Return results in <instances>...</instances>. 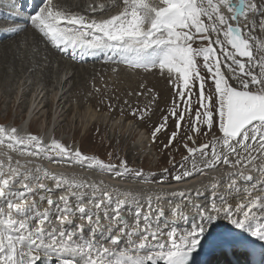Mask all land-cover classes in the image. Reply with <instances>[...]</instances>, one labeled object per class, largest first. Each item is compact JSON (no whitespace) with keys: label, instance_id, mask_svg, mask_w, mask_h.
Segmentation results:
<instances>
[{"label":"snow or ice","instance_id":"1","mask_svg":"<svg viewBox=\"0 0 264 264\" xmlns=\"http://www.w3.org/2000/svg\"><path fill=\"white\" fill-rule=\"evenodd\" d=\"M10 7L19 11L14 27L0 28V50L23 36L73 61L102 54L117 65L113 73L122 64L166 78L163 107L144 84L115 100L141 122L159 110L150 127L153 143L166 137L172 170L163 171L177 184L195 183L142 196L57 173L36 161L151 182L125 158L112 163V152L106 162L55 135L0 123V264H231L238 252L245 264H264V40L255 35L264 34V0ZM181 148L178 162L170 150ZM217 169L221 176L197 180Z\"/></svg>","mask_w":264,"mask_h":264},{"label":"rangeland","instance_id":"2","mask_svg":"<svg viewBox=\"0 0 264 264\" xmlns=\"http://www.w3.org/2000/svg\"><path fill=\"white\" fill-rule=\"evenodd\" d=\"M259 35L261 34L259 33ZM262 40H264V36ZM21 46L23 47L21 48ZM21 46L15 47L12 52L0 50V123L11 126L19 124L20 119L24 120L26 106L37 98L35 106L37 105L38 110L36 112L38 113L32 115L26 131L41 135L44 131L45 133L52 131V135H55L62 142L75 144L84 153L95 154L106 162H108L107 154L112 152L114 154V158L111 160L112 163L118 162L115 157L127 159L131 167L143 170L144 176L151 180L149 184L155 181L160 182L161 178L166 182L172 181L169 174L163 171L164 168L172 170V166L168 163L169 152L164 151L161 144V141L166 142V137L161 135L155 143L151 140L150 125L158 122L159 110H156L150 121L141 122L129 115L127 110L121 113L120 105L115 100L117 95L123 99L128 91L139 90V86L144 84L160 94V107H163L171 92L166 78L161 77L158 71L146 73L139 70L133 72L122 66V64L116 74L112 72V68L117 67V65H109L108 61L105 62V60L92 61L91 64H87V62L79 64V66L89 65V68H93L92 65L96 64L95 69L99 68L97 71H101L100 68L108 69V74L100 75L98 80V74L100 73L98 72L97 75L89 74L85 72L86 67L85 69L79 68L80 71L73 74L74 69H67V64L62 63L60 66V59L58 58L57 61L53 59V56L60 54L49 50L43 43L30 44L28 42L27 44L22 43ZM253 50L259 57L261 53L256 50L255 46ZM47 55L52 56V59ZM52 61L54 62L52 63ZM67 71L71 73L68 80L73 79L74 91L66 89V93L60 94L58 100H56L53 93L57 94L58 74L60 76V74L62 75L63 72ZM65 75L69 76L66 73ZM48 82H55V84L51 85ZM61 83L59 87L64 86L67 81L65 83L61 81ZM97 87L100 89L99 93L95 91ZM67 96H72L71 99H73L68 104L65 99ZM108 98H112V103L115 105L112 110L108 108ZM17 99L19 104L15 105ZM84 99L87 103H84L81 107ZM140 99L143 102L145 98L141 97ZM94 103L98 106L93 105ZM53 111H56V113L53 114L54 119L52 121L53 116L50 117V115ZM89 111L95 112V118L88 119ZM12 122L14 125H12ZM139 132L145 135V142L141 146L136 141ZM208 139L209 137H201L200 142H206ZM170 152L179 162L184 150L181 148L177 152L172 149ZM13 155L14 158H18L16 154ZM36 162L39 163L40 161ZM125 178L132 179L137 183L143 182L134 175Z\"/></svg>","mask_w":264,"mask_h":264},{"label":"bare ground","instance_id":"3","mask_svg":"<svg viewBox=\"0 0 264 264\" xmlns=\"http://www.w3.org/2000/svg\"><path fill=\"white\" fill-rule=\"evenodd\" d=\"M84 2H85V4H89V3H92L93 2V0H84ZM103 3L104 4H108L109 3V0H103ZM82 7V6H81ZM83 8H85V7H83ZM16 9H13V8H11V7H9V9H8V11H7V13H6V15L4 16V21H3V23H7V27L8 28H11V27H14L15 26V22L14 21H12V14H13V12L15 11ZM107 13H105V15H106ZM261 35H259V32L257 31L256 33H255V35H257V36H259L261 39H262V37L264 36V34H262V33H260ZM28 42H30V44L32 43V41H31V39H29V41ZM17 43V44H16ZM15 43V45H13V44H11V46L10 47H8L6 50H3V52H12V50H14L15 49V47H20L21 46V44L23 43H25L24 42V37L23 36H21L20 37V39L18 40V42H16ZM13 45V46H12ZM23 46H21V48H22ZM49 50H51V49H49ZM54 51V50H53ZM55 52V51H54ZM57 53V52H56ZM53 55H55V53H53ZM47 57H51V59H52V56H50V55H47ZM58 58L60 59V61H61V63H60V66H61V64L62 63H65V64H67L68 65V68L67 69H70V70H72V68L74 69L73 70V74L75 73V72H78V71H80V69H82V68H84L85 69V67H86V71L85 72H87V73H89V74H98V72L100 73V74H98V80H99V76L100 75H104V74H108V69H106V68H100V70L101 71H97L99 68H97V70L95 69L96 68V66L95 65H92V66H94L93 68H89L90 66L89 65H85V66H83V65H80L79 66V64H83V62H87V64H91V63H93L92 61H94V62H96L97 60L99 61H104L105 59H104V56L102 55V54H98L97 56H95V57H91L90 59H86V58H83V59H80V58H77V60H75V64L73 65V63H74V61L73 60H71L70 59V57L68 56V55H62L61 56V54L60 55H55V56H53V59L55 60V61H57L58 60ZM16 59V58H15ZM47 62H48V58H47ZM54 61H52V63H53ZM105 62H106V60H105ZM109 65H112L113 63H111L110 61H108L107 62ZM107 63H106V65H107ZM100 64H101V62H100ZM105 64V63H104ZM49 65H50V63H49ZM64 65V64H63ZM46 66V65H45ZM65 66V65H64ZM99 66V65H98ZM122 66H124V65H122ZM100 67H101V65H100ZM63 68H65V67H63ZM80 68V69H79ZM56 69H58V68H56ZM59 69H60V67H59ZM105 69H106V71H105ZM61 70V69H60ZM63 71V70H62ZM49 72V71H48ZM84 72V73H85ZM65 73L66 74H69V76H67V75H65ZM78 74V73H77ZM117 74V73H116ZM133 74H136V73H133ZM64 75V76H63ZM70 75H71V73H70V71H67V72H63L62 73V75L60 74V76H59V74H58V83L56 82V88H57V94L55 95V93H53V97H54V99H56V97L58 98V96L60 95V94H62L63 92L64 93H66L65 92V90L66 89H68L69 91H74V84H73V79H70V80H68L69 79V77H70ZM113 75V74H112ZM125 75V74H124ZM128 75V74H127ZM74 76V75H73ZM92 76V75H91ZM129 76V75H128ZM56 77H57V75H56ZM45 78H46V76H45ZM65 80V81H64ZM150 80V79H149ZM47 81V80H46ZM61 81L62 82H66L67 81V83L64 85V86H62V87H59V84H62L61 83ZM95 81V80H94ZM138 81V80H137ZM109 82V81H108ZM48 83H50L51 85H53V84H55V82H48ZM45 84V83H44ZM130 86V85H129ZM98 88V87H97ZM73 96V95H72ZM72 96H70V97H66L65 99H66V103L68 104V103H70V101H73V99H71L72 98ZM92 99V98H91ZM18 99L16 100V102H15V105L17 104H19L18 103ZM35 101V100H34ZM84 103H87L86 101H85V99L83 100V102H82V105H81V107L83 106V104ZM79 104H80V101H79ZM70 106L72 105V104H69ZM93 105H95V106H98L97 104H93ZM69 106V107H70ZM26 108L27 109H25V114H24V116H23V119L24 120H22V119H20V123L19 124H16V126H20V128H21V130H26L27 128H28V126H29V123H30V121H31V119H32V115L35 113H38V112H36L38 109H37V105L35 106V104L33 103V102H29V104L26 106ZM58 108V107H57ZM52 110H53V108H52ZM57 110V109H56ZM96 111V110H95ZM54 113H56V111H53V113H51V115H50V117H52L53 116V114ZM58 115V114H57ZM94 115H95V112H92V111H89L88 112V116H89V118L88 119H90L91 120V118L92 117H94ZM87 116V117H88ZM50 117H49V119H50ZM95 118V117H94ZM97 118V117H96ZM53 119H54V116H53V118H52V121H53ZM114 119V118H113ZM109 120V119H108ZM110 121V120H109ZM93 122V124H95L94 123V121H92ZM12 125H14V123L12 122ZM107 125H108V123H107ZM111 130V129H110ZM135 130V129H134ZM127 132V131H126ZM141 132V131H140ZM140 132H139V136H138V138H137V142L140 144H137V145H139V146H141L144 142H145V135L143 134V133H141L140 134ZM138 134V133H137ZM136 134V135H137ZM43 135H46L45 137L47 138V137H49V136H51L50 135V132H46L45 133V131L43 132ZM19 158V157H18ZM40 161V160H39ZM41 165H42V167H44V168H47V169H49V170H51V171H54V172H57V173H62V174H64V175H67V176H77V177H80V178H83V179H85V180H88V181H94V182H96V183H100L101 181H103V183L104 184H106V185H113V186H116V187H118L122 192H130V193H132V194H140V195H142V196H146L147 194H149V193H151V194H153L154 196L155 195H158V194H167L168 192H170V191H172V190H179V189H184V188H187L188 186H189V184L190 183H195V181H190L189 182V184H177V182H175L174 180L173 181H167V182H165V183H160V182H156L155 180V182H152V184H149V183H144V182H140V183H137L136 181H134V180H132V179H128V178H122V179H118V178H113L112 176H110V175H108V174H104V173H100L99 171H96V170H91V169H87V168H82V167H79V166H69V165H67V164H60V165H57V164H55V163H50V162H48L47 160H42V161H40L39 162ZM223 171H224V169H217L216 171H210L209 173H208V176L207 177H198L197 178V180H199V181H201L202 183H208L209 181H210V179H211V177L212 176H221L222 175V173H223ZM140 181V180H139ZM151 181V180H150ZM197 186H199V184H197ZM165 207H167V205H165ZM53 260H55V258H53Z\"/></svg>","mask_w":264,"mask_h":264},{"label":"clouds","instance_id":"4","mask_svg":"<svg viewBox=\"0 0 264 264\" xmlns=\"http://www.w3.org/2000/svg\"><path fill=\"white\" fill-rule=\"evenodd\" d=\"M9 3V0H3V1H0V28H4V26H7V23H3L4 21V17H3V10L6 8V4ZM28 3V2H27ZM72 4H81V0H73L72 2H70ZM100 3H103V0L100 1Z\"/></svg>","mask_w":264,"mask_h":264}]
</instances>
